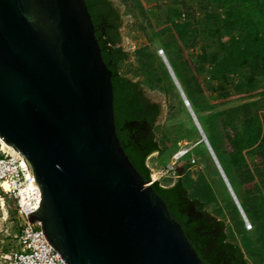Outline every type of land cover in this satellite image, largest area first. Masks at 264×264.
<instances>
[{"label":"water","instance_id":"95a60500","mask_svg":"<svg viewBox=\"0 0 264 264\" xmlns=\"http://www.w3.org/2000/svg\"><path fill=\"white\" fill-rule=\"evenodd\" d=\"M0 140L39 185L28 222H40L65 264H203L120 145L111 72L84 0H0Z\"/></svg>","mask_w":264,"mask_h":264},{"label":"trees","instance_id":"16d2710c","mask_svg":"<svg viewBox=\"0 0 264 264\" xmlns=\"http://www.w3.org/2000/svg\"><path fill=\"white\" fill-rule=\"evenodd\" d=\"M84 1L102 59L111 72L116 135L129 161L142 178L149 182L152 173L147 165L148 158L155 153L163 154L167 144L172 143L166 133L157 139L156 122L161 113V105L151 101L144 92V88L164 89L161 85L163 78L154 65L155 56L158 55L143 47L135 52L138 62L135 74L141 78L135 80V76L122 72L131 54L121 45L120 28L123 20L119 8L112 0ZM197 1L203 9L216 7L222 10L219 14L206 15L204 19L212 23H208L207 28L202 30V33L211 37V43L214 39L219 45L218 52L210 56L217 68L211 74L216 72L224 85H233V93H229L228 89L222 98L229 102L232 95L237 100H250L258 93L255 92V83L264 75V0ZM173 12L175 17L180 16L178 10ZM185 12L187 19L184 22H175L168 17L167 24L168 29L173 31L171 40L187 44V49L194 45L189 30L195 18V10L188 8ZM224 29L230 34L223 40L220 31ZM168 41L162 53L206 134L252 229L249 231L246 228L221 179L217 183L215 179L209 181L201 173L199 185V182L191 178V154L198 151L199 147L191 148L186 154L188 161L181 170L187 171L180 175L177 172L178 176L172 185L163 186L162 180L167 183L172 180L163 178L152 182L151 188L165 203L170 217L181 226L187 241L203 264H264V101L261 107L255 106L254 111L252 107L255 103L246 101L205 115L202 105H208L203 96L207 89L198 76L204 67L189 69L182 63L177 64L169 51L172 41ZM220 53L222 56L218 57ZM171 60L175 63H171ZM162 65L164 77L171 79L163 62ZM172 87L180 97L177 87ZM228 94L229 97L226 96ZM200 146L206 160L212 165L213 161L205 145L201 143ZM0 194L4 195L2 191ZM212 203L218 205L214 213L207 210Z\"/></svg>","mask_w":264,"mask_h":264},{"label":"rangeland","instance_id":"374dc122","mask_svg":"<svg viewBox=\"0 0 264 264\" xmlns=\"http://www.w3.org/2000/svg\"><path fill=\"white\" fill-rule=\"evenodd\" d=\"M112 1L118 2L116 4L118 7H123V10L121 12L122 17L130 18V21L126 20V22L123 23L122 27L120 28L122 38L126 39V41L124 42L125 46L128 44V48L125 50L131 54L130 59L124 64L122 72L129 73L130 76H135V80H137L141 77L136 76L135 74V70L138 68V62L136 61L135 52L139 49H142L143 47H146L150 52L158 55L155 56L154 65L160 72V76L163 78V84L161 85L162 87H164V89L159 90L144 88V92L151 101L159 103L161 105V113L156 122L157 139L161 138V135L166 133L172 143L169 142L167 144L166 150L163 154L158 155L155 153L150 158H148L147 165L151 169V180L152 178L156 179L158 177L157 172L159 170H162L166 164L171 162L172 155L177 150L183 147L186 149H194L195 147H199L198 151H194L191 154V159H194L195 161L194 163H192L191 160L189 162L192 164L189 169L190 176L197 183L199 182V175L201 173H204L206 180L211 181L215 179L214 181L217 183L218 180H222V178H220L219 175L215 172L213 166L215 165V161L213 160V157L211 156L206 144L203 143L198 129L196 128V131V129L194 128L196 127V124L193 121L190 113L188 112V106H186L184 100L180 98L181 95L179 97L176 90L173 89L172 85H176L173 84L174 81L172 80V77L170 76L171 79H166L164 77L162 68L163 59H161L163 56L160 57L159 55L160 53H162V49L169 40L168 42L172 41V44L169 46V51L172 59L177 64L182 63L187 68L189 67V69H193L199 66L204 67V71H199L198 76L200 81L204 83V87H206L207 89L204 92L205 94H203V96H205L208 105H202L204 109L203 113L205 115L211 114L212 111L228 108L232 105L241 104L246 101L255 103V105L252 107V111H254L255 106L261 107L264 101V75L260 77L255 83V92L258 93L254 95V97L250 98V100H237L236 98L234 99L232 95H230V98H232L229 102L222 98V96L226 94L225 91L228 89L229 93H233V85H224L225 83L216 76V72L211 74V71H214L217 68L216 66H214L215 62L210 59V56L211 54L218 52L219 45L214 39H212L211 43V37L205 33H202V30L207 28V24L212 23V21L204 19L206 15L212 16L214 14L222 13L221 9H217L216 7H208L206 9H203L200 7L197 0ZM188 8H194L195 10V18L192 22V27L189 30V34L192 36L194 45H190V47L185 49V46L187 44L185 45L183 43H178L176 40H171L173 38V31H170L168 29L167 20L169 17L175 22H184L185 19H187L185 10H187ZM173 10H178L180 12V16L178 18L174 16ZM229 34L230 32L226 29L220 31V36L223 40L226 39ZM183 47L184 49L182 50ZM221 56L222 54L220 53L218 57ZM205 57L206 59H208L209 57L208 61H206ZM173 60H171V63L174 62ZM159 68L161 69V71L159 70ZM245 73L246 72L244 71L243 74ZM220 86L224 88L222 89L220 88ZM226 96L229 97V94ZM220 101H223L224 103H220ZM174 141L175 145H173ZM201 143L205 145L209 156L213 161L212 165L206 160V155L202 153V146H200ZM161 146L163 147V145ZM182 161L187 162L188 157L183 158ZM178 168H180V166ZM216 170L219 172V174H221L220 170L217 167ZM185 171L187 170H181V173ZM223 173L225 174L224 171ZM162 179L163 178H161V180ZM175 180L176 179L171 180V182L168 183L167 181L162 180L161 183L163 186L168 187L172 185ZM197 184L200 185V182ZM234 184L235 183L232 182V185ZM229 195L232 198L231 193H229ZM217 206L218 205L216 203H212L208 205L207 210L211 213H214L213 211ZM241 219L244 221L245 225L247 224V222L250 224L247 217V222L242 217ZM226 220L228 219L226 218ZM22 223L23 219L20 218L16 212V200L9 194H0V264H9L10 260L8 258H5L4 255H8L9 253L16 252L20 249L17 235L19 234V230L22 227ZM247 229H249L250 231L252 228L249 227Z\"/></svg>","mask_w":264,"mask_h":264},{"label":"built area","instance_id":"2783aa9c","mask_svg":"<svg viewBox=\"0 0 264 264\" xmlns=\"http://www.w3.org/2000/svg\"><path fill=\"white\" fill-rule=\"evenodd\" d=\"M189 149L181 148L172 155V160L157 172L158 177L150 180V183L161 180V178L176 179L177 168L183 167L186 154ZM0 189L4 194L11 195L16 200V212L23 219L22 227L19 230L18 244L20 249L16 252L4 255L10 260L9 264H65L60 255L52 248L43 236L40 222H28L27 214L40 207V191L30 190L23 195L24 185L31 179H27L24 169L21 167L19 157L13 156L2 149L0 144ZM194 163V159H190ZM7 183L8 189L2 186ZM249 226V224H247Z\"/></svg>","mask_w":264,"mask_h":264},{"label":"bare ground","instance_id":"6f19581e","mask_svg":"<svg viewBox=\"0 0 264 264\" xmlns=\"http://www.w3.org/2000/svg\"><path fill=\"white\" fill-rule=\"evenodd\" d=\"M166 58V57H165ZM162 59H163V57H162ZM167 59V58H166ZM163 62H164V60H163ZM167 62H168V60H167ZM169 63V62H168ZM165 64V63H164ZM170 65V64H169ZM165 66H166V64H165ZM167 69H168V66L166 67ZM168 71H169V69H168ZM170 73V72H169ZM170 76H171V73H170ZM172 77V76H171ZM173 78V77H172ZM173 80V79H172ZM175 84V83H174ZM178 89V88H177ZM185 102H186V106L188 105V112L190 113V115H191V112L190 111H192V109H191V106H190V104L188 103V101L186 100V98H185ZM193 112V111H192ZM193 115L191 116L192 117V119H193V121L195 122V126H196V128L198 129V132L200 133V129H202L200 126H198V124H197V122H196V120H197V118L195 117V115H194V113H192ZM204 133V132H203ZM200 135H201V133H200ZM203 138V136L201 135V139ZM202 141H203V143L204 144H206L205 143V141L202 139ZM208 141V140H207ZM0 144H1V146H2V149L4 150V151H7V152H9L10 154H12L13 156H17V157H19V159H20V161H21V167L24 169V171H25V175H26V177H27V179H31L33 182L32 183H29L28 181L26 182V184L24 185V191H23V195H25L27 192L29 193V195L28 196H30V190H35L36 192H38L39 193V191H40V189H39V185L37 184V182H36V180L33 178V176H32V174H31V172H30V170L28 169V167H27V165H26V163L24 162V160H23V158L20 156V154L12 147V146H10V145H7V144H5V143H3L1 140H0ZM210 145V144H209ZM206 146H207V148H208V145L206 144ZM211 147V146H210ZM208 150H209V148H208ZM209 152H210V154H211V150H209ZM211 156L213 157V155L211 154ZM215 164V163H214ZM221 167V166H220ZM222 169V168H221ZM220 170V169H219ZM221 172V171H220ZM222 172H223V169H222ZM224 174V173H223ZM225 175V174H224ZM225 178L227 179V181H228V178L226 177V175H225ZM229 182V181H228ZM230 184V183H229ZM2 186L4 187V189L5 190H7L8 189V186H7V183H3L2 184ZM231 186V185H230ZM232 188V187H231ZM233 190V189H232ZM233 192H234V190H233ZM235 194V193H234ZM40 195H41V193H40ZM40 202H41V199H40Z\"/></svg>","mask_w":264,"mask_h":264},{"label":"clouds","instance_id":"9594fccd","mask_svg":"<svg viewBox=\"0 0 264 264\" xmlns=\"http://www.w3.org/2000/svg\"><path fill=\"white\" fill-rule=\"evenodd\" d=\"M184 103H185V102H184ZM190 149H191V148H190ZM186 163H187V162H186ZM186 163H185V164H186ZM181 168H182V167H180L179 169H181ZM180 171H181V170H180ZM219 175H220V174H219ZM220 177H221V175H220ZM221 178H222V177H221ZM222 180H223V179H222ZM223 183H224V182H223ZM224 185H225V184H224ZM225 187H226V186H225ZM226 189H227V188H226ZM227 192H228V190H227ZM228 194H229V193H228ZM231 199H232V198H231ZM239 205H240V204H239ZM245 221H246V220H245ZM246 222H247V221H246ZM247 224H249V223L247 222ZM247 224H246V227H247V228L251 227L250 224H249V226H247Z\"/></svg>","mask_w":264,"mask_h":264}]
</instances>
